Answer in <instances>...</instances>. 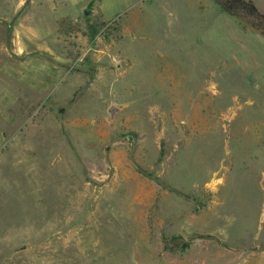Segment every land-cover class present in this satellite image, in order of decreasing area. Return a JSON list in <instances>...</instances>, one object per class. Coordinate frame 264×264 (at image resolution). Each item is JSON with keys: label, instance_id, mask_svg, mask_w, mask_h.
Returning <instances> with one entry per match:
<instances>
[{"label": "rangeland", "instance_id": "374dc122", "mask_svg": "<svg viewBox=\"0 0 264 264\" xmlns=\"http://www.w3.org/2000/svg\"><path fill=\"white\" fill-rule=\"evenodd\" d=\"M21 1L0 0V264H264V28L71 0L47 54Z\"/></svg>", "mask_w": 264, "mask_h": 264}, {"label": "crops", "instance_id": "0c3cea01", "mask_svg": "<svg viewBox=\"0 0 264 264\" xmlns=\"http://www.w3.org/2000/svg\"><path fill=\"white\" fill-rule=\"evenodd\" d=\"M70 3L71 0H22L20 3L16 4L15 8H13V13L16 16L19 13L23 14V8L25 5H28L26 6L27 12L24 18L25 23H21L19 21V23L15 25V34L20 35L23 32L22 27L24 26L25 35L34 39L33 43L36 44V47H40L41 50L38 51L45 52L47 54L63 52L65 38L67 35L66 24L69 21H77L80 18V11H73L70 8ZM14 19L16 20L17 18ZM36 37L41 38V41H38ZM38 43H41V46H37ZM54 46L56 47L55 50L53 49ZM21 51L22 54H29L31 52L28 48ZM30 58V63H34L35 66H39V69L42 67H44L45 70L52 69L48 62H44L36 58L34 59V57ZM43 63L46 64L43 65ZM39 69L36 67L32 68V70L27 72L25 75L36 76ZM52 81L50 83L51 85L53 84Z\"/></svg>", "mask_w": 264, "mask_h": 264}, {"label": "trees", "instance_id": "16d2710c", "mask_svg": "<svg viewBox=\"0 0 264 264\" xmlns=\"http://www.w3.org/2000/svg\"><path fill=\"white\" fill-rule=\"evenodd\" d=\"M215 2L224 12L232 16L254 19L253 26L256 29L264 28V14L254 0H215Z\"/></svg>", "mask_w": 264, "mask_h": 264}, {"label": "water", "instance_id": "95a60500", "mask_svg": "<svg viewBox=\"0 0 264 264\" xmlns=\"http://www.w3.org/2000/svg\"><path fill=\"white\" fill-rule=\"evenodd\" d=\"M93 14V4H90L87 6V8L84 10V16L90 17Z\"/></svg>", "mask_w": 264, "mask_h": 264}]
</instances>
